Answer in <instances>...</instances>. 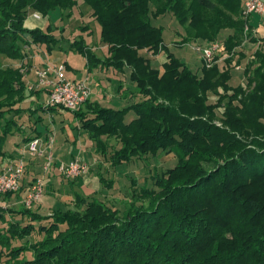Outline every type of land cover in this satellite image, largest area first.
I'll use <instances>...</instances> for the list:
<instances>
[{
	"label": "trees",
	"instance_id": "trees-1",
	"mask_svg": "<svg viewBox=\"0 0 264 264\" xmlns=\"http://www.w3.org/2000/svg\"><path fill=\"white\" fill-rule=\"evenodd\" d=\"M241 3L0 0V55L24 61L26 47L32 44L45 45L51 53L67 43L86 58L90 71H130L133 91L127 106L106 107L88 99L77 110L67 111L77 117L112 168L138 160L151 166L144 184L131 179V200L122 211L81 190L74 192V208L60 207L46 215L24 206L0 204V262L264 264V37L252 40L259 45L245 65L246 84L232 87L230 68L220 66L219 56L209 67L200 58L202 64L195 69L169 53L163 28L153 23L171 13L185 29L202 28V35L195 37L218 41L221 28L229 22L226 15L239 12ZM86 6L90 19L100 28L107 55L96 53L83 35L71 40L63 34L58 37L51 24L46 30L26 26L30 11L46 17L59 9L63 18H71L75 11L82 16ZM199 8L209 16L197 18ZM233 24L238 28L237 21ZM190 38L187 33L179 43H189ZM235 38L234 34L228 37L229 53L235 54L239 46L232 41ZM144 51L153 55L164 52L163 69L155 68ZM244 58L240 52L237 63ZM226 63L231 64L230 58ZM26 73L25 65H0L3 159L12 136L22 135L25 144L41 138L44 113L61 109L42 103L28 109L22 106L26 99L40 96V90L25 81ZM210 92L217 96L215 102H210ZM224 99H229L226 106L222 105ZM26 112L34 119L30 125L20 123ZM130 112L135 117L128 122ZM111 137L119 140V147L109 146ZM162 153H174L172 167L151 164ZM99 177L106 187L114 186L113 180L103 174ZM22 187L0 197L19 195ZM28 252L31 257L26 256Z\"/></svg>",
	"mask_w": 264,
	"mask_h": 264
},
{
	"label": "rangeland",
	"instance_id": "rangeland-1",
	"mask_svg": "<svg viewBox=\"0 0 264 264\" xmlns=\"http://www.w3.org/2000/svg\"><path fill=\"white\" fill-rule=\"evenodd\" d=\"M190 2V1H189ZM227 2V1H226ZM230 2V1H229ZM228 6L231 7L230 3ZM243 2L241 3V9L240 11H235L233 14H230L228 12V18L227 22L228 25L221 28L220 33L218 35L217 40L222 44L221 48L218 52L215 54L216 56H219L218 61L220 62V66L223 69L230 68V84L232 87H238L243 86L246 84V74H245V65L250 60L253 52L255 51L256 47L259 45L258 43L253 42V38H260L259 36H256V33L253 32L251 27L246 22L247 18L244 15V9H243ZM232 4V3H231ZM83 14L80 15L79 11H75L73 18L69 20L66 24V29L69 30V37L71 40L75 38H79L80 33H83L84 37H87L90 35L91 31L93 30V33L95 32V23L90 19V11L88 7H83ZM193 13V12H192ZM207 11L201 10L200 8L196 11L197 18H201L203 16L208 17ZM210 14V13H209ZM256 14H252L251 16H255ZM190 16H192L190 14ZM210 16H214V14H210ZM261 16V15H259ZM260 18V17H259ZM261 19V18H260ZM264 20V19H261ZM238 22V28L235 27L233 22ZM153 23L155 25L161 26L163 29V38H164V44L168 48L169 53H172L180 60L186 62L188 65L192 67H200L202 62L199 56V53L192 47L193 43L196 44H203L205 42H209L208 39H204L201 37H195L197 35H202L204 32L202 28H187L183 27L182 25H179L178 21L176 20V17L169 13L164 16H160L157 19H153ZM196 26V25H195ZM94 27V28H93ZM82 28H85V30H82ZM242 28V29H241ZM201 29V30H200ZM200 30V31H199ZM187 33L190 34L191 38L187 40V42L184 45L179 43L183 38L186 37ZM230 34L236 35L238 38L233 39L232 41L239 42V46L235 49L234 53H229L227 46L230 44L228 41V37ZM58 32V37H59ZM35 50V49H34ZM44 50V49H43ZM39 51V50H38ZM36 52V51H35ZM240 52H242L245 55V58L242 59L239 63H237V60L239 59ZM101 56L107 55V48H103L102 52L99 53ZM144 55L147 57L152 58V64L155 68L162 70L163 69V63L166 60V54L162 52L159 55H153L151 52L144 51ZM70 56L72 58H78L77 62H80L81 59L83 61L85 60L84 56L77 53V52H71ZM226 58H230L231 64L226 63L227 66H225V60ZM13 63V59H10L6 55H0V65L6 66L7 63ZM214 62V61H213ZM40 64V65H39ZM42 63H38L37 66H39V70H44ZM213 64V63H212ZM211 64V65H212ZM61 66H64L63 63H60L59 66H55L53 70H50L48 73V76L45 78L46 80H49V76L52 74H56L57 72H60L59 68ZM209 67V66H208ZM62 72L65 71V68L63 67ZM109 74V73H108ZM118 74V73H117ZM67 76H70V74H67ZM119 76V75H117ZM36 76L33 75L32 78L34 79ZM121 77V75H120ZM128 77H125V80ZM55 79L51 81H55ZM58 81V80H57ZM86 81V80H83ZM87 82V81H86ZM88 83V82H87ZM89 84V83H88ZM29 85L34 88L42 91L41 98L44 102L43 105H46V98L47 94L49 93V87L48 89L43 88V86L39 83V80L31 81ZM210 102H215L217 99V96L213 93H209ZM31 98V97H30ZM27 99L22 106L25 108H31L35 107L37 105L36 100L30 101ZM36 99V97L34 98ZM229 99H224L222 102V105L226 106L228 104ZM128 101H132L131 99H128ZM127 102V101H126ZM220 112V110H219ZM129 116H127V120ZM57 123L61 118H56ZM34 119H29V115L26 112L22 118L20 119V123H24V125H30L32 124ZM62 121H67L66 118L62 117ZM50 120L46 119L47 124V131L48 134H51L54 138V129L53 124ZM56 123V124H57ZM216 123L218 125H222V122L220 120H217ZM57 131V129H56ZM62 133L66 135V133L62 130ZM51 137V136H50ZM78 143L77 144H67L65 145L64 150L66 152H72L73 148L76 152L75 156H68V159L66 161H72L76 158H79L80 161L88 165V171L86 174L74 179L70 180L68 178H65L62 176L58 170L59 167L56 168V183L55 181L52 182V174L51 171L54 169V154L50 149L43 148L42 151L44 152V149H47L46 156H48L49 152H52L53 158H52V168L50 172L43 173V166L45 164L46 156H32L29 154H25L26 152V144L21 141L20 137H18L17 134L12 136L10 138V142L6 147L7 155L4 156L5 159L2 158L0 155V173L6 167L11 161L15 160L19 157H26L27 160V167H26V173L23 177V180L21 182V185H23V191L18 195L12 196V198L0 197V204L3 205L6 208H22L23 201L25 200L26 194L28 192L29 187L33 184L35 181L33 178H37L38 176L45 175V187H44V193L40 201L34 202L30 209L37 210L41 214H49L52 210L55 208H74L73 205V198H74V192L75 190H81L89 195H94L99 197L100 199L106 201L109 205H111L113 208L123 210L125 206L129 203L130 196H131V179L135 178L139 185L144 184L147 181V178L150 175L149 167H147L146 163L143 160H138L136 162H133L131 164H123L117 168H112L110 165V162L102 156L100 153L97 152L95 143L91 138L87 137L86 134L79 133L78 135ZM49 138V137H48ZM105 138V137H104ZM106 139V138H105ZM68 142V141H67ZM109 146L113 148L119 147V140L115 137H111L108 139ZM17 147V149H15ZM52 148V147H51ZM57 148V147H56ZM13 152L14 156H10V152ZM41 158L42 161V171L40 173H36L35 170L31 169V161L36 158ZM176 162V158L174 153H162L158 158H155L152 160L151 164L156 165L159 168H170L172 167ZM36 166V164H35ZM60 171V170H59ZM99 174H103L106 178L113 180L114 186L112 188L106 187L103 182H101ZM150 182V186H151ZM0 225L3 224L0 222ZM22 241H16L15 244H21ZM27 257H31V253H26ZM0 264H4L3 262H0Z\"/></svg>",
	"mask_w": 264,
	"mask_h": 264
},
{
	"label": "crops",
	"instance_id": "crops-1",
	"mask_svg": "<svg viewBox=\"0 0 264 264\" xmlns=\"http://www.w3.org/2000/svg\"><path fill=\"white\" fill-rule=\"evenodd\" d=\"M259 17L261 19H264L263 16H259L258 14H256L255 16H250L248 20V24L253 30V32L256 33V36L264 37V20H261ZM72 18L73 17L63 18L62 13L59 9L51 11L49 15L46 17L42 16L37 12L30 11L26 19V26L31 29L40 28L46 30L47 27L51 24V26L56 27L55 33L57 36L59 32L60 36L63 34L64 36L70 39V37L68 36L70 32L65 27L67 22ZM95 27L96 28L93 27L95 29L94 34L93 35L90 34L86 38L88 41L87 43L90 45V47H92L96 53H100L102 52L103 48H107V46L104 43H102L100 40L99 26L95 25ZM80 35H83V33H80ZM60 46L61 48L57 47L51 53H48L45 45L32 44L31 46L26 47L25 51L27 57L24 59V61L13 60V63L10 62L7 64H12L15 66L25 65L27 69L25 81L29 84L31 83L32 80L35 81L40 79L38 75V72L40 71L39 66H37L38 63L40 62L42 63L41 65H43L44 67L43 69L50 68V70H53L55 66L57 67L59 66L60 63H63L65 71L57 72L56 69V74L55 75L52 74L51 76H49V80H53L55 79V77L56 80H60V79L86 80L89 83L90 87L92 88V97L90 98V100L93 102L100 103L101 105L106 107L122 108L127 106L131 102L128 101V99H130V93L131 91H133V86L129 80V73H130L129 70L127 71L126 69L125 72H118L113 68L110 69L105 68V69H94L93 71H90L88 70L87 60L85 57H84L85 58L84 61L83 59H81L80 62H77L78 58H72L70 56V53L73 50L69 48L67 43L60 44ZM67 74H70V76H67ZM33 75L36 76L34 79L32 78ZM126 76L128 78L125 80ZM43 88L48 89V86H43ZM39 93L40 96L38 97V99L37 98L34 99L35 96L30 98V101L36 100L37 105L44 102L42 99H40L42 95V91L40 90ZM47 100H48V94L46 101ZM43 116H44V122H43L44 124L41 127L44 126L45 133L41 137V139L43 140L42 149L43 148L50 149L54 154V169L51 171V174L53 177L52 182L55 181L56 183V168H58L62 163L68 164L72 162L73 160L66 161V159H68V156L72 157L75 156L76 154V152L74 151L75 147L73 148L72 152L70 151L66 152L64 150L65 145L70 143L77 144L79 133H82V136L83 134H86L88 138L89 135L84 129L81 128V124L79 120L77 119L76 116H74V114L71 111H63L62 109H60L54 112H46L44 113ZM127 116H129L128 118L129 120H127ZM127 116H126V121L128 122L135 117L133 112H130ZM47 117L50 120V122H52L51 125L53 124L52 127L54 129V134H53L54 143L52 145L48 144L49 139L52 138L53 136L51 134L47 135L48 134L47 124H46ZM62 117L66 118L67 121H62ZM56 118H61L58 123ZM62 130L66 133V135L62 133ZM17 135L18 137H20L21 141H23L22 135L20 134ZM9 142L10 139L8 140V144ZM15 149H17V147ZM47 149H44L45 153L47 152L46 151ZM35 158L36 161L35 159L31 161V169L35 170L36 173H40L42 171L43 160L41 158H37V157ZM70 180H74V179H70Z\"/></svg>",
	"mask_w": 264,
	"mask_h": 264
},
{
	"label": "built area",
	"instance_id": "built-area-1",
	"mask_svg": "<svg viewBox=\"0 0 264 264\" xmlns=\"http://www.w3.org/2000/svg\"><path fill=\"white\" fill-rule=\"evenodd\" d=\"M244 15L248 18L252 14H258L264 17V0H244L243 2ZM222 44L219 41H209L203 44L193 43L192 47L199 53L200 58L211 66L214 60L216 52L219 51ZM64 66L59 68L60 72ZM50 68L40 70L39 83L49 87L48 100L46 105L60 106L63 111L77 110L84 102L92 97V88L83 80H46ZM31 87V86H30ZM54 143L53 138L49 139V145ZM43 140L41 138H35L26 144L25 154L32 156H46V153L42 151ZM52 152H49L46 156V161L43 166V173L50 172L52 168ZM27 167L26 157H19L11 161L2 173H0V196L9 192H15L20 189L21 181L24 177ZM88 165L76 158L72 162L66 164L62 163L59 166V172L68 179L78 178L88 171ZM45 175L38 176L33 184L29 187L26 194L23 205L26 208L36 202L40 201L45 187Z\"/></svg>",
	"mask_w": 264,
	"mask_h": 264
}]
</instances>
